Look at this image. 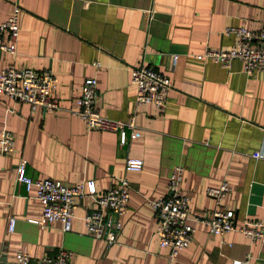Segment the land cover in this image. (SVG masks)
<instances>
[{"label":"crops","instance_id":"0c3cea01","mask_svg":"<svg viewBox=\"0 0 264 264\" xmlns=\"http://www.w3.org/2000/svg\"><path fill=\"white\" fill-rule=\"evenodd\" d=\"M20 9L15 55L0 52L3 68L49 70L58 109L44 112L0 96V131L10 132L14 151L0 155V258L14 264L21 250L39 259L59 249L72 264H264V241L250 243L239 232L208 234L195 226L192 240L172 261L154 236L156 219L147 201L166 195L167 177L182 168L181 194L192 216L208 217L213 202L206 188L225 182L230 192L221 209L243 221L264 220V73L228 70L193 56L228 50L231 27L264 36L262 0H0V23ZM173 57H175L173 59ZM94 63L99 66L94 67ZM146 67L171 83L162 112L135 106L130 71ZM96 81L98 114L133 121L118 133L88 130L70 114L85 79ZM258 154L262 158H253ZM23 159L30 179L65 185L91 181L100 195L112 177L127 179L130 192L116 244L106 247L84 232L89 198L74 200L69 230L43 229L33 191L14 183L12 167ZM126 160L141 161L125 172ZM15 219L12 233L7 217Z\"/></svg>","mask_w":264,"mask_h":264},{"label":"built area","instance_id":"2783aa9c","mask_svg":"<svg viewBox=\"0 0 264 264\" xmlns=\"http://www.w3.org/2000/svg\"><path fill=\"white\" fill-rule=\"evenodd\" d=\"M264 2V0H262ZM20 9L14 5L9 17L0 23V52L15 55L18 38V21ZM224 35L232 36L233 43L228 50H206L194 55L196 60H207L228 70L233 61L241 65V73H264V36L256 34L244 27H231ZM175 57H173L174 59ZM94 67H98L94 63ZM130 84L135 88L134 105H152L162 112L166 98L171 89L170 80L146 67H136L130 71ZM55 78L49 70L33 71L30 69L3 68L0 70V96L28 106L30 112L40 108L44 112L58 109L52 97ZM97 90L94 78L85 79L80 87V93L75 101L76 109L70 114L82 121L88 130L118 133L119 145H125V130L133 129V121H113L101 117L96 108ZM14 151V138L6 130L0 131V155ZM253 158H262L254 154ZM26 162L23 159L12 167L14 183L23 187L28 193L33 191V199L40 206V217L30 223L39 229L51 223H59L62 232L69 230L73 217L74 200L87 197L92 208L82 218L86 235L102 241L106 247L117 242L122 230L123 217L129 197L130 186L124 177H112L109 186L100 194L95 192L91 181L62 184L51 179H30L25 174ZM142 163L138 160H126L125 172H138ZM182 168L174 167L166 183V195L147 205L154 213L156 228L154 236L157 246L168 251V260L172 261L179 252L186 249L192 240L195 226L202 227L208 234L222 235L226 232H239L250 243L264 241V220L243 221L237 227L233 222L231 211L221 209L222 199L230 192L229 186L222 182L217 187L206 188L204 194L213 202V208L208 217L192 216L189 199L181 194ZM15 225L13 217H7L5 230L12 233ZM71 254L59 249L49 257L30 258L26 253L17 250L14 253V264H72ZM231 264H248L246 260L232 261Z\"/></svg>","mask_w":264,"mask_h":264},{"label":"water","instance_id":"95a60500","mask_svg":"<svg viewBox=\"0 0 264 264\" xmlns=\"http://www.w3.org/2000/svg\"><path fill=\"white\" fill-rule=\"evenodd\" d=\"M0 264H10V263H7L5 258H0Z\"/></svg>","mask_w":264,"mask_h":264}]
</instances>
